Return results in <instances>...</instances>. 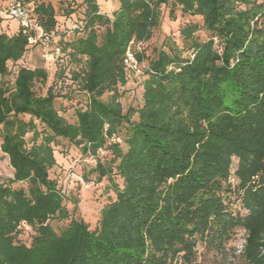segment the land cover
Here are the masks:
<instances>
[{"label": "trees", "instance_id": "trees-1", "mask_svg": "<svg viewBox=\"0 0 264 264\" xmlns=\"http://www.w3.org/2000/svg\"><path fill=\"white\" fill-rule=\"evenodd\" d=\"M59 1L65 17L78 14L67 25L49 1L8 4L41 29L33 44L0 17V151L11 168L0 178V264H202L201 253L264 264V1L118 0L110 13L98 0ZM163 6L201 22L179 28L182 46L170 39L146 55ZM44 39L59 49L52 60ZM31 50L50 83L45 67L20 65ZM78 94L86 101L69 121ZM127 96L137 102L124 107ZM61 140L113 187L93 229L50 176Z\"/></svg>", "mask_w": 264, "mask_h": 264}, {"label": "rangeland", "instance_id": "rangeland-1", "mask_svg": "<svg viewBox=\"0 0 264 264\" xmlns=\"http://www.w3.org/2000/svg\"><path fill=\"white\" fill-rule=\"evenodd\" d=\"M12 0H0V9L6 7ZM49 1L55 7L57 13V19L59 25H67L70 21L78 16V14H74L73 16L65 17L63 15V6L59 0H45ZM76 3H80L81 0H75ZM264 1V0H263ZM100 3V7L102 10L110 13L112 10L118 6V0H98ZM189 21L197 22L200 24L201 20L199 17H191V16H183L180 14L179 10L175 11V18H170L168 15V7H162V15L160 19V26L153 31L152 37L149 41H147L142 48H144V52L148 55L153 47H160L163 41L173 39L178 46H182L181 38L179 36V28L182 27ZM1 22H4L6 27H10L8 32H13L18 27V21L16 19H3ZM3 26H1L2 30ZM196 35L200 39H204L206 37V33L202 30L198 31ZM20 65H25L28 67H36L41 66L45 67L48 78L47 83L51 81L52 69L46 61H44L40 57V53L38 50H31L23 62H20ZM40 88L39 86H37ZM37 88V89H38ZM42 92V88L39 89ZM86 101V96L83 94H78V97L72 98V100L68 101L67 106H65V115L67 119H74L73 105L84 104ZM124 107L128 105H134L135 99H131L130 97H126L124 100ZM59 104V103H58ZM105 156V152L103 153ZM55 156L57 159V165L50 171L51 177H56L61 185L65 187L66 193V205L70 211H72L73 204L72 199L76 200L77 209L74 212V215L78 218L84 219L93 229L97 223L98 216L101 208L114 199L115 194L113 187L107 178H103L100 182H95L96 175L88 173V168L85 165V162L81 160L79 157V151L76 147L70 144L67 140H61L58 145L55 147ZM109 155H106L103 159H108ZM236 164V159L233 160V166ZM88 174V179H85L82 176V181L76 180L78 179V175ZM11 175V168L8 164V160L5 155L0 151V178L6 179ZM116 181L118 184L120 180L116 177ZM15 187L18 186H26L25 183L14 184ZM54 226H60L61 223L52 222ZM31 231L24 230L20 236V238L28 243L30 240ZM245 233L243 230H238L236 234L235 240L229 245L232 248V253H229L228 261L237 262L239 260L238 255L242 249L244 243ZM202 252V249H199ZM198 260L202 264H212L215 261L218 262L219 258H217L212 253H201L199 255Z\"/></svg>", "mask_w": 264, "mask_h": 264}, {"label": "built area", "instance_id": "built-area-1", "mask_svg": "<svg viewBox=\"0 0 264 264\" xmlns=\"http://www.w3.org/2000/svg\"><path fill=\"white\" fill-rule=\"evenodd\" d=\"M13 17L16 19L23 29V32L29 34L28 41L30 44L36 43L38 39L42 38L41 29L36 26L34 21L31 19L30 12L18 5H7L3 9H0V17ZM43 57L47 60H52L54 56L58 55L59 49L56 48L53 52H48L46 39L42 42ZM126 63L132 68L137 69L136 61L132 53L128 50L126 52Z\"/></svg>", "mask_w": 264, "mask_h": 264}]
</instances>
